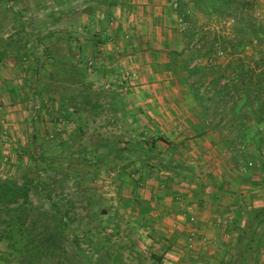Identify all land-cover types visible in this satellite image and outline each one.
Segmentation results:
<instances>
[{
	"label": "rangeland",
	"instance_id": "374dc122",
	"mask_svg": "<svg viewBox=\"0 0 264 264\" xmlns=\"http://www.w3.org/2000/svg\"><path fill=\"white\" fill-rule=\"evenodd\" d=\"M199 7L193 4L187 8L189 12L185 18L191 21L189 32L194 36L186 38V48L201 49L194 62L204 64L214 58L213 54L205 52L208 40L215 36H231L235 15H228L232 9H224V6L218 12L213 11L207 0ZM263 9L264 0H258L254 13L264 21ZM64 11L68 14L66 18L62 16ZM176 24L180 31L187 25L179 20ZM76 29L75 0H0V81L3 78L11 82H1L0 89L12 85L6 89L9 93L0 90V146L4 147L0 177L18 180L19 184L26 180L30 188L28 202L20 205L18 210L21 198L12 203L0 201V219L9 218L4 212L7 205L13 208L12 222L21 230L18 233H22L28 244L39 247L42 260L48 264H150L152 258L156 261L159 247L152 246L154 237L148 224L144 221L140 224L143 219L139 218L138 199L132 201L131 195L135 194L138 185L133 181L134 176L126 178V169L133 172L134 165H127L121 171L126 158L124 155L110 156L104 144L108 136L106 131L133 124L129 119L133 114L138 116L137 124H154L145 118L146 110L138 108L136 101L112 105L116 101L115 95L132 98L127 94L128 89L115 90L112 85L100 87L93 83L87 89V83L91 81L84 70V59L80 61L81 66L76 65L80 68L78 72L75 71ZM86 31L85 26L82 32ZM24 52L26 56L22 59L20 56ZM45 56H49L48 59ZM217 56H220L218 61H225V53ZM44 60L52 65L46 62L40 69L36 87L43 88L47 83L50 89L43 96H37L32 92L30 81L34 75L33 67ZM80 76L85 84L79 82ZM156 89L158 97L153 106L160 114L158 118L163 123L171 116L175 121H182L190 107L189 98L192 99L188 86L185 83L158 85ZM11 90L14 92L10 93ZM85 94L90 96L89 101H85ZM228 106L229 103L226 108ZM122 109L129 112L125 117L120 115ZM166 111L170 115L164 114ZM115 114H119L118 117L115 118ZM142 114L144 118H141ZM229 116L227 113L225 120ZM218 118L219 115L215 122ZM245 129V137L237 140L242 141L236 145L240 154L245 150L256 152L255 143L250 141L254 130L264 134L263 124H253ZM227 131L221 129V134L225 135ZM112 136L115 138L117 134ZM228 136L234 137V133L228 132ZM147 138L151 139L145 137L143 140ZM95 142L102 148L93 151ZM17 144L21 153L15 154L12 150ZM261 149V157H255L250 166L242 157H237V171L245 177L248 172L262 173L259 168L264 162V146ZM223 150L222 156L230 158L229 151ZM15 158L22 162L24 159L29 165L13 169L11 164ZM48 163L51 167L46 166ZM23 173L29 174L30 179L23 180ZM36 178L40 183H36ZM150 188L149 183L144 192ZM4 226V223L0 224V232ZM146 239L152 242L145 243ZM7 242L4 233L0 237V257L3 258H0V264H23L21 256L8 254ZM260 247L264 256V244L260 243L257 253ZM263 260L260 256L262 264Z\"/></svg>",
	"mask_w": 264,
	"mask_h": 264
},
{
	"label": "crops",
	"instance_id": "0c3cea01",
	"mask_svg": "<svg viewBox=\"0 0 264 264\" xmlns=\"http://www.w3.org/2000/svg\"><path fill=\"white\" fill-rule=\"evenodd\" d=\"M181 3L185 9L189 8V0ZM178 13L168 0H75V42L79 39V45H75V64L81 66L80 61L84 59L90 83L100 87L112 85L115 90L121 69L137 72V81L127 93L132 98L115 95L112 105L136 101L138 108L146 110L145 118L154 126L135 123L139 120L132 111L134 116L129 119L133 124L124 129L109 128L104 147L110 156L124 155L126 162L121 171L128 161H133L134 170L126 169V178L140 177L131 196L140 205L139 218L143 219L140 224L146 222L153 233V242L146 239L145 243L151 241L152 246L159 247L156 261L152 258L150 264H262L263 249L260 247L259 253L255 249L264 244V221L257 226L251 241L245 231L252 211L264 212V171L260 170L259 175L248 172L245 177L237 171L236 163L222 156L224 146L219 143L216 132L201 125L193 99L189 98L190 110H186L182 121H175L171 116L163 123L153 106L158 97L156 86H178L175 75L164 66L171 51L186 48V28L180 31L177 27ZM67 15L65 11L62 14L64 18ZM85 26L87 31L82 32ZM1 82L11 83L2 78L0 87ZM8 87L12 85L0 90ZM128 113L122 109L120 115ZM164 114L170 115L167 111ZM112 134L117 136L112 138ZM145 137L151 139L143 140ZM152 140L156 152L147 169L145 157L130 155L128 150L149 147ZM96 143L93 151L102 148ZM14 147L13 153H21L17 150L18 144ZM3 148L0 146V160ZM23 165L26 167L29 162L16 159L11 167ZM149 183L151 190L144 192ZM190 216L195 217L194 223L189 221ZM192 229L196 230V240L194 247L188 248L186 239ZM246 243L253 248L244 262Z\"/></svg>",
	"mask_w": 264,
	"mask_h": 264
},
{
	"label": "trees",
	"instance_id": "16d2710c",
	"mask_svg": "<svg viewBox=\"0 0 264 264\" xmlns=\"http://www.w3.org/2000/svg\"><path fill=\"white\" fill-rule=\"evenodd\" d=\"M207 1L213 11L218 12L223 6L224 9H232L228 15H235L233 16L235 21L233 33L231 36H223L222 38L215 36L208 40L205 52L213 54L214 58H209L204 64L194 62L195 57L200 54L201 49L189 50V48H185L180 52L171 51L168 55V61L164 66L165 69L175 75L178 84L185 83L188 86L192 99L195 102V107L193 108L199 113L198 118L201 125L207 126L218 133L220 136L219 143L230 153L229 159L237 164V157L239 158L240 156L243 161L245 160V164L250 166L249 163L252 165V160L255 157H261L259 153L263 150L261 148L264 146V134L258 129L253 131L251 136L253 138L250 141L255 143L256 152L245 150L240 154L236 145L242 142L241 140L238 142V138L245 137L246 127L253 126V124L254 126L260 124L264 126V21L259 20L254 13L257 0ZM181 2L182 0H178V8L174 10L179 11V17H182L183 21L187 23L185 31L189 32L192 24L189 19L185 18L189 10L185 9V6ZM202 2L203 0H189V6L194 4L199 7ZM247 10L249 13H247ZM251 10L253 13H251ZM205 13H208V11ZM188 32H185L186 38L189 39L194 36L193 32ZM78 40L75 42L76 45L79 43ZM247 45H249V50H246ZM219 50L225 53V61H218L220 56H217V51ZM25 56L26 52L20 57L23 59ZM15 57L19 59L18 55H15ZM48 57L45 56L46 59ZM46 62L44 60L43 63H37L33 67L35 76L33 75L31 78L30 87L33 94L37 96H43L50 89L47 83L43 84V88L36 87L38 74L40 69L45 67ZM48 63L51 64V62ZM79 69L75 64V71L78 72ZM79 82L85 84L83 76H80ZM87 85V89H89L91 83H87ZM84 97L85 101H89L90 96L88 94H85ZM60 103H64V101L60 100ZM228 103L227 110L226 105ZM227 113L230 116L225 120ZM218 115L219 118L215 122ZM221 129L228 131L223 135L221 134ZM228 132L234 133V137L229 138ZM154 140H152L149 147H133L128 150L130 155L144 156V165L147 169L150 168L149 162L154 158L153 153L156 152L153 145ZM131 164H133V161H128L127 165ZM46 166L51 167V164L48 163ZM259 169L264 171V162L260 164ZM29 170L30 168L27 171ZM28 175L23 173V180H28ZM36 179V183H40L38 182V178ZM139 179L140 177L133 180L135 185L139 184ZM29 191L30 188L26 180L19 184L18 180L0 177V201L12 203L18 202L21 198V202L17 205L16 210L19 209L20 205L28 202ZM6 207L4 212L7 213L9 218L4 217L0 219V224H5L3 230L0 232V237L5 233L8 238L6 244L8 254L21 256L23 264H48L42 260L39 247L33 246L30 243L28 244L27 241L23 240L22 233H18L21 230L16 228L12 222L14 220L13 208L8 207V205ZM252 214L251 221L245 231V235L249 237L250 241L256 235L257 226L264 221L263 211L254 209ZM252 248V244H244L242 261H248L247 254L249 249L251 250ZM256 250H258V247ZM0 258L3 259L2 257Z\"/></svg>",
	"mask_w": 264,
	"mask_h": 264
},
{
	"label": "built area",
	"instance_id": "2783aa9c",
	"mask_svg": "<svg viewBox=\"0 0 264 264\" xmlns=\"http://www.w3.org/2000/svg\"><path fill=\"white\" fill-rule=\"evenodd\" d=\"M168 1L170 4V7L173 10L178 8V4H179L178 0H168ZM178 20H179V22L185 24L182 17H179ZM217 54L221 55L222 52L219 50V51H217ZM137 77H138L137 72L134 69H121L119 78L115 82V84L119 90H127V89L131 88L133 85H135V83L137 81ZM249 165H251V163H249ZM189 221L191 223H194L195 217L190 216ZM195 240H196V230L192 229L189 231V233L187 235V239H186L188 248L194 247Z\"/></svg>",
	"mask_w": 264,
	"mask_h": 264
}]
</instances>
